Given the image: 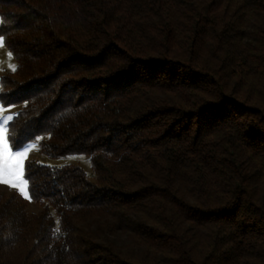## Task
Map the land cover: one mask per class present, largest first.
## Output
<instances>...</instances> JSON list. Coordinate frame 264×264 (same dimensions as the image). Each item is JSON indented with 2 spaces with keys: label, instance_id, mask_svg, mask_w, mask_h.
I'll use <instances>...</instances> for the list:
<instances>
[{
  "label": "trees",
  "instance_id": "16d2710c",
  "mask_svg": "<svg viewBox=\"0 0 264 264\" xmlns=\"http://www.w3.org/2000/svg\"><path fill=\"white\" fill-rule=\"evenodd\" d=\"M0 37L13 148L90 164L27 165L0 264H264V0H0Z\"/></svg>",
  "mask_w": 264,
  "mask_h": 264
},
{
  "label": "rangeland",
  "instance_id": "374dc122",
  "mask_svg": "<svg viewBox=\"0 0 264 264\" xmlns=\"http://www.w3.org/2000/svg\"><path fill=\"white\" fill-rule=\"evenodd\" d=\"M9 53H11L8 48L5 45V42L3 40V43L0 44V95L3 92L2 88V81L3 78L9 74L13 73L14 71L12 70L11 66H15V70L17 68V61L14 58L13 55L9 56ZM20 108L15 107V106H6L4 105L1 100H0V127H4L8 129V123H3L4 120L7 119V117L11 116L12 118L16 115ZM8 143L10 149L15 153L16 151H25V149L28 150V156L25 158V173L24 176L26 178V167L30 162H39L43 165H48V166H61L65 163H73V164H79L81 165L85 170L90 172V164L89 160L87 158H63V159H52L49 156L45 155L42 150L41 146L39 145V141L36 142H31L26 144L25 146L15 149L12 146L11 140L8 136ZM34 145V147H33ZM30 194V193H29ZM11 195H17L21 199L25 201L30 202V209L31 211L37 212L39 211L40 207L39 205L33 203L30 199H25L23 196L20 194L18 189H13L11 186H5L3 184H0V196L8 197Z\"/></svg>",
  "mask_w": 264,
  "mask_h": 264
},
{
  "label": "snow or ice",
  "instance_id": "6c2138e0",
  "mask_svg": "<svg viewBox=\"0 0 264 264\" xmlns=\"http://www.w3.org/2000/svg\"><path fill=\"white\" fill-rule=\"evenodd\" d=\"M3 43V37H0V44ZM12 54L9 53V56ZM15 71V66H11ZM11 116L7 117L3 123L12 120ZM34 147V145H33ZM28 156V150L13 151L8 143V129L0 127V184L11 186L18 189L25 199H31L29 194V181L25 178V158Z\"/></svg>",
  "mask_w": 264,
  "mask_h": 264
}]
</instances>
